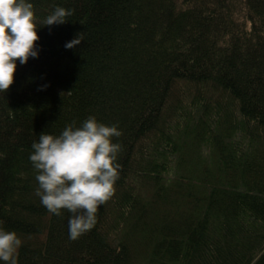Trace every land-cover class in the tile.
I'll return each mask as SVG.
<instances>
[{
	"label": "trees",
	"instance_id": "obj_1",
	"mask_svg": "<svg viewBox=\"0 0 264 264\" xmlns=\"http://www.w3.org/2000/svg\"><path fill=\"white\" fill-rule=\"evenodd\" d=\"M27 2L38 57L0 91V227L22 241L17 264H264V0ZM57 7L74 13L44 26ZM89 116L122 132L120 178L72 240L29 156Z\"/></svg>",
	"mask_w": 264,
	"mask_h": 264
},
{
	"label": "clouds",
	"instance_id": "obj_2",
	"mask_svg": "<svg viewBox=\"0 0 264 264\" xmlns=\"http://www.w3.org/2000/svg\"><path fill=\"white\" fill-rule=\"evenodd\" d=\"M74 10L57 7L43 21L44 26L67 23ZM40 39L33 4L27 0H0V91L13 85L17 61L27 64L38 57ZM80 34L66 43V48L80 44ZM122 136L116 125L108 126L89 116L79 126L73 122L59 135L47 132L32 144L29 159L36 170L39 187L36 195L52 214L69 219V238L78 239L96 224L97 210L115 194L121 165L117 163L121 144L113 138ZM21 239L14 231L0 227V260L17 264Z\"/></svg>",
	"mask_w": 264,
	"mask_h": 264
}]
</instances>
